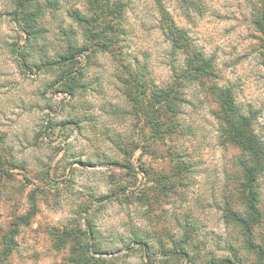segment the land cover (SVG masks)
I'll list each match as a JSON object with an SVG mask.
<instances>
[{"label": "rangeland", "instance_id": "1", "mask_svg": "<svg viewBox=\"0 0 264 264\" xmlns=\"http://www.w3.org/2000/svg\"><path fill=\"white\" fill-rule=\"evenodd\" d=\"M17 1L0 0V252L3 235L32 212L31 196L36 212L0 264H79L81 243L101 249L98 264H259L243 231L225 217L227 201L243 208L238 151L218 140L213 99L190 88L182 116L190 134L157 142L135 106L136 89L123 82L122 66L129 63L136 75L145 66L143 80L154 87L169 83L173 63L180 66L182 55L171 51L161 31L157 1L124 0L126 34L111 53L86 52L75 68L82 73L75 93L57 84L60 67L40 70L41 55L24 65L18 52L45 51L55 61L67 51L64 31L70 28L74 43L87 46L83 26L69 14L75 8L86 13L84 0L46 8L35 44L14 20ZM161 1L198 49L214 58L215 82L232 86L238 101L257 112L264 138V36L255 24L264 0H199L200 12ZM180 161L189 163V172L176 177ZM158 174L174 185L166 195L154 182ZM261 187L264 210V181ZM90 228L94 239L87 237ZM187 231L188 243L180 244ZM137 236L146 246L135 244ZM253 239L264 247V222ZM182 249L187 255H174Z\"/></svg>", "mask_w": 264, "mask_h": 264}, {"label": "trees", "instance_id": "2", "mask_svg": "<svg viewBox=\"0 0 264 264\" xmlns=\"http://www.w3.org/2000/svg\"><path fill=\"white\" fill-rule=\"evenodd\" d=\"M41 0H18L13 16L20 30L26 35V40L30 44H35L43 35L44 29L41 27L45 9H59L61 0H47V5H41ZM158 14L160 16L161 31L173 53L181 54L180 66L173 63L170 81L165 86H151L143 80L145 76V66L142 67L140 75L132 68L123 65L128 77L124 84L136 89L135 106L144 115V120L151 125L154 138L157 142L164 141L165 138H173L177 135L190 134L189 128L183 126V107L188 102L190 92L209 94L215 104L212 115L218 124V140L221 146L233 148L238 151L234 155V166L239 176V188L237 189V201L243 206L242 211L233 207L229 201L225 203V217L235 226L239 227L244 235L245 243L250 251H254L259 257V264H264V247L256 244L253 239L254 229L264 222V210L262 209V187L264 181V138L257 129L258 114L251 107L243 106L237 99L232 86H219L215 82L217 79V69L213 57L198 49L193 39L186 30L176 25L167 7L161 0H156ZM187 10L200 12L199 0H177ZM87 6L86 13L75 8L69 14L79 25L83 26L87 46H77L75 44L76 31L73 28L64 31L67 39V51L61 54L55 61H50L45 51H22L18 55L22 58L23 64H29L30 60L41 55V65H36L40 70L50 66L60 67L64 70L59 76L57 84L66 87L71 93H75L76 82L80 80L82 73L75 70L77 66L81 68V61L87 59L86 52L96 48H103L107 53H111L114 44L120 37L126 34L124 27L126 13L129 9L128 1L124 0H84ZM257 30L264 36V1L261 16L256 19ZM32 47V46H31ZM95 50V51H94ZM137 64V63H135ZM69 68V69H68ZM79 73V74H78ZM78 74V75H77ZM147 84V85H146ZM194 85V86H192ZM150 88H149V87ZM149 90H151L149 92ZM193 94V93H192ZM151 121V122H150ZM173 160L179 158L180 152L172 153ZM189 163L180 161L176 166V177H181L189 172ZM8 176L9 173H7ZM154 182L159 186V192L166 195L165 190L174 186L170 185L169 177L159 175L154 177ZM32 212L23 217H19L12 224L9 231L2 237V250L0 252V262L7 260L17 249V236L23 226L29 225L36 212V202L33 196ZM96 232L90 228L87 232L89 239L96 238ZM187 231L185 238L180 244H187L189 237ZM60 239H64L63 237ZM135 244L146 246V241L137 236ZM182 246V245H180ZM81 259L76 261L79 264H98L95 252L101 249L97 246H88L81 243ZM182 253L174 255H187L185 249ZM165 252V251H164ZM172 254V251H171ZM94 261V263H92ZM221 263V261H220Z\"/></svg>", "mask_w": 264, "mask_h": 264}]
</instances>
